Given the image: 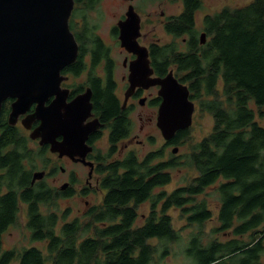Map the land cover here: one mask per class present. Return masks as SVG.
Listing matches in <instances>:
<instances>
[{"label": "trees", "instance_id": "trees-1", "mask_svg": "<svg viewBox=\"0 0 264 264\" xmlns=\"http://www.w3.org/2000/svg\"><path fill=\"white\" fill-rule=\"evenodd\" d=\"M98 1L75 0L73 14ZM201 7L202 0H185L183 12L167 26L176 36L188 34L185 50L176 41L151 48L156 71L166 74L173 68L188 85L191 100L214 120L211 132L180 156L182 161L173 152L165 158L164 147L107 160L129 135L131 123L114 93V64L89 23L83 35L77 33L79 55L65 72L79 74L89 67L95 109L111 129L108 157L98 170L102 202L72 219H67L70 208L60 215L56 199L62 194L44 179L32 184L36 155L23 132L0 118V264H159L155 258L169 256L172 244L182 240L168 213L172 207L198 230L183 250L189 261L166 264H264V125L257 120L264 118V0L206 14L204 44L195 18ZM103 58L109 73L104 84L95 75ZM189 130L178 131L169 143L181 145ZM182 164L197 175L171 192H156L172 181L171 169ZM209 193L220 203L213 236L203 230L213 214L206 197L200 198ZM147 201L150 212L139 223L138 207ZM22 211L30 240L45 242V251L35 245L2 251L4 233Z\"/></svg>", "mask_w": 264, "mask_h": 264}, {"label": "water", "instance_id": "water-1", "mask_svg": "<svg viewBox=\"0 0 264 264\" xmlns=\"http://www.w3.org/2000/svg\"><path fill=\"white\" fill-rule=\"evenodd\" d=\"M74 6L75 0H0V115L4 102L14 99L8 122L15 125L35 104L33 113L22 119L28 129L34 121H41L30 137L40 139V144H50L51 151L60 156L77 155L83 160L92 151L88 135L102 124L98 118L85 123L93 115L91 88L67 102L70 90L61 86L66 78L64 68L75 63L79 55V43L69 23ZM119 27L122 46L137 55L130 63L126 96L137 86H160L157 124L164 139L170 141L193 123L196 104L189 87L174 70L164 77H152L148 48L138 42L140 18L132 6ZM206 38L203 32L200 43L204 44ZM52 96L54 99L46 104ZM58 136L63 139L58 140ZM44 175L43 170L35 171L32 183Z\"/></svg>", "mask_w": 264, "mask_h": 264}, {"label": "rangeland", "instance_id": "rangeland-1", "mask_svg": "<svg viewBox=\"0 0 264 264\" xmlns=\"http://www.w3.org/2000/svg\"><path fill=\"white\" fill-rule=\"evenodd\" d=\"M123 0H101L95 7L96 10L92 12L91 14L87 15L88 23L92 26L94 24H97L98 26V32L99 34L106 39V42L109 44H112L115 59H118V65H117V71L118 74V81L120 82V86L118 89V93L121 95V99L124 98V92H125V85L126 83L124 80L121 79L122 73H124V67L122 66V57L119 56V47L116 45V41H114L113 38H111V28L114 23H116V20L121 12L127 8V4L122 2ZM164 0H137V6L139 5V2L142 4V8H147L146 12L157 10L155 20L153 22H146L143 27V33L145 37V40H149L151 37L155 39H162L163 41H170L171 43L173 41L178 42V45L181 50L186 49V45L183 43V38L186 36H180L177 38H174L172 35H169L166 33L163 25L161 24V18L159 17V13L161 10L164 9V11L167 14H179L182 10L181 2L180 0L175 1H168V2H162ZM251 0H203L202 7L197 11L195 14L196 18V26L197 29L201 32L203 31V17L206 14H212L219 10H221L225 6L235 7L244 5ZM162 2V3H161ZM116 13V16L114 15ZM143 13V12H142ZM200 35V33L198 34ZM207 40V38H206ZM88 60V57H87ZM101 70V68L99 67ZM82 78L74 79L75 81H82ZM219 88H222V83L220 82ZM153 93L151 95L155 96L156 90H151ZM196 104V109L193 115V123L189 127V136L184 143L181 145H173V146H165V139L161 133V130L158 126L154 127V130H151L150 126H146L144 131H141L139 128L144 122H147L146 120V113L149 112V108L141 109V107L137 108V110L133 113V134H138L139 136L136 137L137 140L143 139L145 141V144H139L137 140H135L133 143H131L127 148L122 149L121 152L116 153L113 158H120L127 154V151L132 150L136 152L138 155L143 156L149 151L155 150L160 147L165 148V158H168L172 154V149L175 147H179L178 151L175 153L178 155V158L180 156H183L187 153H189L192 150L193 144L203 139L206 135H208L214 124L213 117L211 114L207 112L200 111L198 104ZM139 113H142V115L145 117L144 120L139 119ZM257 120L264 125V118L257 117ZM20 124V121H19ZM151 131L153 140H150L148 137V133ZM130 143L129 141H127ZM141 143V142H140ZM98 146L102 148V150H107L109 145L107 143V132L104 133V137L100 139V141L97 143ZM123 145V144H122ZM29 150L32 151L36 155L35 164L36 167L34 171L38 170H46L49 171L51 169V165L55 164L57 162V166L63 165L64 167H68L69 169L73 167L72 164H66L63 160L57 161L58 157L56 154H53L52 152H48L47 156L45 154L43 155L41 149H39V143L38 141H33L30 139V143L27 145ZM121 148V144L119 145V149ZM45 156L46 158H44ZM179 161H182L183 158H179ZM57 176L61 177L60 182H62L65 179V176L62 175L60 170H58ZM172 174V181L167 184L166 186L162 188H157V191H160L161 189H165L168 192H171L173 189L180 185L187 184L191 181V179L197 175L196 169L192 167H188L187 165H180L178 167L171 169ZM44 181L46 185H51V178L45 177ZM208 192H212V190H207ZM105 194L104 190H98L96 192L95 197L93 198L94 204H99L103 200V196ZM206 197L209 207L212 210V218L208 220L204 225V232L206 235L213 236V233H211L212 228L219 225L218 222V212H219V199L215 193H209L208 195H202L200 198ZM56 206H58V213L61 215L63 211H65L67 208H70L69 215L67 219H72L73 216L78 215V209H83L84 206V200L81 199H73L70 201V198H58L56 199ZM55 208V207H53ZM46 209V208H44ZM47 210V209H46ZM139 212V220L138 222L141 223L150 212V202L147 201L145 203H142L138 207ZM168 213L172 216V222L173 226L178 229L181 232L182 240L178 243L172 244L173 247L171 248V253L169 256H165L164 259L160 260L155 258L159 261V264H166V263H176V262H187L189 259H187L184 254L183 250L185 249V245L187 243V240L189 236L198 230L197 225H190L188 223V220L185 215L182 214V211L180 208L172 207L168 210ZM61 221V220H60ZM27 217L26 212L22 211L19 213L18 221L15 225L10 226L9 229L4 233V243L2 247V251L5 249L13 248L14 246L18 248H23L24 246H39L44 248L45 251V242L40 241H31L30 240V234L29 230L27 228ZM219 237H222V235H217ZM153 242H156L155 240ZM158 263V262H157ZM10 264H19L18 260H14ZM152 264H156L153 262Z\"/></svg>", "mask_w": 264, "mask_h": 264}, {"label": "flooded vegetation", "instance_id": "flooded-vegetation-1", "mask_svg": "<svg viewBox=\"0 0 264 264\" xmlns=\"http://www.w3.org/2000/svg\"><path fill=\"white\" fill-rule=\"evenodd\" d=\"M101 0H99L97 2V4L100 2ZM168 1H175L174 3H176V0H164L162 2H168ZM178 1V0H177ZM122 2H124L125 4H127V8L126 10L124 9L123 12H121L116 20V23L113 24L112 28H111V38L114 39V41H116V45L119 47V56L122 57V66L124 67V73H122L121 79L124 80V82L126 83L125 85V92H124V98L123 100L121 99V95L118 93V89H119V84L120 82L117 80L118 74L116 73L117 71V65H118V59H115V53L112 47V44H109L106 42V39L103 38L98 30V26L97 24H94V28H95V33L101 38V41L104 43V47L107 50V57L111 60V62L114 64L110 72V76L112 77V80L115 83V87H114V93L117 96L119 102H120V107L122 109V111L126 112V115L128 117V119L130 120L131 123V130L129 132V135L121 138L118 143V149L116 152H114L112 154V156H109V158L107 159L112 160L115 159L113 158L115 156L116 153H119L122 151V149L129 147V145L131 143H133L136 139L137 136H139L138 134H133V113L137 110V108L141 107V109H146L149 108V112L146 113V120L147 122H144V124H142L140 126V130L144 131L146 126H150L151 130H154L155 126H158L157 124V117H158V109H159V105L162 101V98L158 95V91L160 89L159 85H151L149 87H143V86H137L134 91L132 92V94L127 98L126 93L128 91V88L130 86V81H129V76L131 74L130 71V63L132 60H134L137 55L129 52L125 47L122 46V42L120 40V27H119V23L126 20L128 18V11L130 10V6L133 7L134 11L139 15L140 18V36L138 37V42L140 43V45L146 46L148 48L149 51V58L151 61V67L153 68L154 72L152 74V77H164L166 74H163L161 72H157L155 69V66L153 65V58H152V46L157 45V46H165L170 44V41H163L162 39H155V38H150L149 40H145L144 33H143V27L144 24L146 22H153L155 20L156 17V13L157 10H152V11H148L146 12L147 8H142V4L141 2H139V5L137 6V0H123ZM161 2V3H162ZM181 2V7L182 10L179 14H167L164 9L160 11L159 13V17L161 18V24L163 25L165 31L167 34L172 35L174 38L180 37V36H176L173 33L169 32L167 30V26L169 25V23L171 22V19L173 17H177L179 16L184 8H185V0H180ZM203 2V0H202ZM96 4V5H97ZM95 5V6H96ZM75 7V6H74ZM74 10V9H73ZM96 10V7H87L85 5L81 6L80 10L77 11L75 14H73L70 17V21L72 24V32L74 33L76 39H77V33L82 34L81 32H83V29L85 27V25L88 23L87 20V15L91 14L92 12H94ZM198 11V10H197ZM143 12V13H142ZM197 13V12H196ZM114 15L116 16V13H114ZM146 21V22H145ZM203 22V21H202ZM70 23V22H69ZM205 32L204 30L200 32V35ZM83 35V34H82ZM181 36H186L183 38V43L184 45H187V41H188V34L184 33ZM78 41V40H77ZM79 43V42H78ZM88 64L91 63V56L88 55ZM70 67V66H68ZM99 67L101 68V70L99 69ZM67 68V67H66ZM63 70V74L66 77L65 80L62 82L61 86L62 88H67L69 89V94L67 97V102L71 101L74 97H76L77 95L85 92L88 88L92 89V85L89 82V76L91 71L89 70V67L86 70L81 71L79 74H76L72 71H68L65 72V69ZM96 76H99L101 78L102 84L106 83V78L109 75L108 70H107V59L103 58V60H101V63L96 67ZM170 70H174L173 68H170ZM168 71V72H169ZM175 73V72H174ZM82 78V81H75L74 79H79ZM152 89L156 90L155 96H152ZM93 91V89H92ZM54 99V97L52 96L46 104L50 103L52 100ZM159 99V101H158ZM14 99H7L4 102L3 105V109H2V113L0 115V118L2 116H5V118L8 121V117H9V113L11 110V103ZM92 102H93V115L89 118L86 119L85 123L98 118L100 123L102 125H100V127L95 130L94 132L90 133L88 135V139H87V144L89 146L92 147V151L88 152L85 156V158H81L83 160H80V156H75V157H70L68 155H63L60 156V154L58 152H52L51 151V145L50 144H40V139H32L30 137V133L31 131L40 124L41 121L36 120L33 122L32 124V128L28 129L26 128L23 123H22V119H24V117H26L28 114L33 113L34 109H35V104L31 107L30 111H28L26 114L21 115L19 117L18 122L13 125L18 127L24 134V136L26 137L28 143L27 145L30 143V139L33 141H38L39 143V149H41V151L43 152L42 154L46 157L48 152H52L53 154H56L58 159L57 161L59 162L60 160H63L66 164H72L73 167L72 168H68V167H64L63 165H59L57 166V162L55 164H52L50 167L51 169H49V171L43 170L45 172V175L42 179H44L45 177H50L51 178V187L54 188L55 190H57V192H59L60 194H62L61 196L63 198H70V201L73 199H81L84 200V208L78 209L79 213H85L87 212V210L89 208H91L92 206H94V202H93V198L96 195V192L100 189V183L103 177V174H101L98 170L99 167L104 163L103 160L106 159V157H108V153L110 150V142H109V135L111 132L110 126L108 125L107 122H105L104 120H102V115L100 114V112H98L95 109V102H94V91H93V96H92ZM159 102V103H158ZM6 108V111H5ZM7 110H9L7 112ZM139 119L144 120L145 117L142 115V113H139ZM20 121V124H19ZM9 123V122H8ZM107 132V143L109 145L107 150H102V148L100 146H98V142L100 141V139H102L104 137V133ZM150 140H153L151 131L147 134ZM58 140H62L63 136H58L57 137ZM127 141H129L130 143H128ZM171 141V140H170ZM170 141H165V145L166 146H173L174 144L169 143ZM137 142H139V144H145V141L143 139L137 140ZM141 142V143H140ZM121 144V148L119 149V145ZM123 144V145H122ZM179 148V147H178ZM132 151V150H129ZM127 151V153L129 152ZM45 156H43L44 158H46ZM58 170H60V172L62 173V175L65 176V179L60 182V178L57 176ZM38 171H42V170H38ZM35 172V171H34ZM33 172V173H34ZM40 179V180H42ZM40 180H36L34 183H36L37 181ZM32 183V184H34ZM64 184H67L66 188H62V186ZM61 198V197H59Z\"/></svg>", "mask_w": 264, "mask_h": 264}]
</instances>
